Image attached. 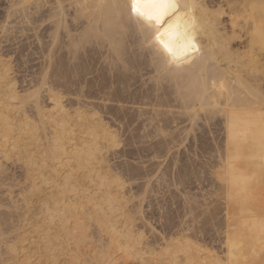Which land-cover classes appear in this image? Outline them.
<instances>
[{
	"label": "bare ground",
	"instance_id": "1",
	"mask_svg": "<svg viewBox=\"0 0 264 264\" xmlns=\"http://www.w3.org/2000/svg\"><path fill=\"white\" fill-rule=\"evenodd\" d=\"M217 1L176 0L179 30L187 28L198 50L169 63L150 47V30L130 18V0H5L1 33L33 32L39 48L34 55L40 51L41 61L37 81L20 91L12 61L0 56V264H264V0ZM183 43L177 40L178 46ZM125 138L130 144L121 147ZM128 146L155 161L150 179L160 186L169 176L161 166L169 160L173 172L182 151L193 154L190 166L185 163L192 169L184 170L181 160L182 169L170 174L176 188L190 175L196 178L197 166L211 164L218 207L196 199L203 190L194 199L189 194L190 210L183 213L188 218L190 211L193 222H180L170 237H160L162 244L152 245L154 235L149 242L146 233L155 228L142 210L148 194L155 193L150 179L145 181L150 175L140 177L147 184L138 186V174L126 171L136 191L143 189V196L138 192L144 200L131 194L132 186L127 195L131 180L122 178L123 168L124 175L115 173L118 168L114 172L109 161L112 152ZM226 164L243 174L251 170L254 196L245 210L239 208L236 181L221 170ZM8 165L20 167L23 183ZM221 208L225 221L242 220L233 218L240 229L231 221L243 242L238 253L212 252L197 240L199 217L208 215L216 231L214 216ZM31 210L36 236L29 246L18 227ZM62 255L67 260L61 263Z\"/></svg>",
	"mask_w": 264,
	"mask_h": 264
},
{
	"label": "rangeland",
	"instance_id": "2",
	"mask_svg": "<svg viewBox=\"0 0 264 264\" xmlns=\"http://www.w3.org/2000/svg\"><path fill=\"white\" fill-rule=\"evenodd\" d=\"M215 2L217 1V0H214ZM221 2V0H218L217 2ZM231 1V0H230ZM233 2L235 1V0H232ZM239 0H236L235 2H238ZM6 8V2H5V0H0V24L4 21V19L3 18H5L4 17V9ZM227 20V18H225V21ZM39 24V23H38ZM36 29L38 28V26L40 27V24L39 25H37L36 24ZM41 29H42V27H41ZM41 29H40V31H41ZM37 32H39L40 33V31H38V30H36ZM36 31H34V33L36 32ZM17 33H15V34H10L9 33V31L8 32H5V33H1V31H0V56L3 58V60L4 61H12L10 64H11V66H13L12 67V71L14 72H12V74H13V78H15L16 79V77H17V79H16V81L18 82V85H17V88L18 87H20V88H18V90H22V89H24L25 87L26 88H28V86H30V80L32 79H34L35 77H38V75H36L37 73H39V71L36 73V71L37 70H39L40 69V61H41V59L39 60V58H40V51H38L39 52V55H34V54H36V50H39V48H38V43H36L34 40V38H32L31 36H34L33 35V32H30V35L29 34H27V36H25V35H23L22 37H20V33L18 34V32L19 31H16ZM12 33V32H11ZM29 33V32H28ZM3 35V36H2ZM29 35V36H28ZM7 36V37H6ZM15 36V37H14ZM16 36H17V38H16ZM10 37V38H9ZM14 37V38H13ZM31 37V38H30ZM249 37V36H248ZM247 37V38H248ZM16 38V39H15ZM28 38H29V40H28ZM246 37H245V39H247ZM14 39V40H13ZM245 39L243 40V42H245ZM7 40V41H6ZM5 41V42H4ZM8 42V43H7ZM33 42H34V45H33ZM29 43V44H28ZM31 43V44H30ZM28 44V49H25V46ZM14 45V46H13ZM243 45H244V43H243ZM36 46H37V48H36ZM27 47V46H26ZM30 48V49H29ZM32 48V49H31ZM35 48V49H34ZM27 50H29L28 52H27ZM35 50V51H34ZM34 52V53H33ZM38 52H37V54H38ZM10 59V60H9ZM35 73V74H34ZM34 74V75H33ZM33 75V76H32ZM35 76V77H34ZM38 79V78H37ZM37 79L35 78V80L37 81ZM31 80V81H32ZM34 80V82H33V84L32 85H35V81ZM25 84V85H24ZM44 101H45V103H46V105H50V102L45 98L44 99ZM130 139L129 138H125L124 140H123V142L124 143H121L122 145H121V147L124 145V146H126V145H128V143L130 144V141H129ZM203 140V139H202ZM200 141V144L202 145V143L204 142V140L202 141V143H201V139L199 140ZM199 141L197 142V144H198V146H201L200 144H199ZM192 143H193V141H192ZM191 142H189L188 143V146H190V145H193ZM131 147H133V146H128L127 147V149H126V147H124V149L123 150H125V151H128V152H126L125 153V151L124 152H118V153H114V152H112V155H111V153H110V157L112 158V156H113V158L111 159L110 157V165H113V166H111L112 167V169H113V171L115 172V170L118 168L119 169V171H118V169L116 170V172L115 173H118V174H120V172H121V168H123V172L125 173V175H127V176H125V177H122V175H121V177L122 178H125L127 181H129L128 179H130L129 178V175H128V173H126V171H131V170H133V171H135V174H134V177L136 178L137 177V174H138V177L139 178H137L138 180L140 179V177H141V179L142 180H144L145 178H147L149 175V178L146 180L145 179V181H148L149 179H150V177H152V175L150 174V173H152V170L153 169H155V167L153 166V164H155V161H150V157H148V154H147V152H136V150H135V148L133 147V149L131 148ZM132 150V151H131ZM135 150V151H134ZM128 154V155H127ZM184 154V155H183ZM116 155H117V158H116ZM179 155V159H180V162H181V160H182V163H180V166H182V168H184V170L186 169L187 170V172L188 171H190L192 168H190V170L188 169L189 167H186L185 168V165H187V164H189V166H190V162H189V159H191V157H190V153H189V156H187V152H186V154H185V152L184 151H182V152H180L179 154H177V156ZM193 155V154H192ZM191 155V156H192ZM109 156V155H108ZM184 156V157H183ZM187 156V157H186ZM136 157V158H135ZM115 158V159H114ZM138 158V159H137ZM183 158H186L185 159V161L183 160ZM193 158V157H192ZM188 159V160H187ZM194 159V158H193ZM193 159H192V162H194L193 161ZM134 160V161H133ZM148 160V161H147ZM164 159H161V163H162V161H163ZM187 160V161H186ZM199 160V159H198ZM202 160V159H201ZM150 161V162H149ZM191 161V160H190ZM123 162H124V165H125V167L123 166ZM132 162V163H131ZM145 162V163H144ZM158 162H160V160L158 161ZM114 163V164H113ZM126 163H127V165H126ZM134 163H136V164H134ZM142 163H143V165H142ZM153 163V164H152ZM179 163H178V166H179ZM185 163H187V164H185ZM197 163H198V161H197ZM116 164H117V166H116ZM131 164H132V166H131ZM134 164V165H133ZM138 164H140V165H138ZM144 164L145 165H147L146 167H148L150 170H151V172L149 171V170H146V168H144L143 166H144ZM164 165H162L161 166V171H165V172H169L168 173V175L170 176V174L173 176V174H174V177L176 176V169L177 170H179L178 168H180V166L178 167H176V168H174V170H173V172H170L171 171V169H173V168H171L170 166H172V164L169 162V160H167L166 162H164L163 163ZM184 164V165H183ZM200 164V163H199ZM128 165H130L132 168H130V166H129V169L127 168L128 167ZM135 165L136 166H138V167H135ZM150 165V166H149ZM208 165V167H206V166ZM204 165V168H203V165L202 166H197L196 168V170H198V172H199V174L198 175H196V178H195V175H190V177L192 178V176L194 177L193 179H191L190 177H187L188 179L187 180H185V183L187 182V184H185V185H179L178 186V184H177V186H178V188H176V186H175V183H178L177 182V180H176V178H173L172 176H170V178H172V180H171V183H170V180L168 181V184L171 186L170 187V189H168V186L167 185H165L166 183H167V179H170L169 178V176H168V178H166V182H163L161 185L162 186H160V183H155V181L153 180V183H152V178L150 179V183L154 186V184H156L158 187H153L152 185H150V187H152L151 189H153V191L155 192L154 193V195H153V192H152V194H150V196H149V194H148V199L146 198L145 200H144V198L142 199V198H140V196H141V192H140V190L139 189H141V191L143 190L142 188H138V191L141 193H139L138 191H136L137 189V187L139 186V182H141L140 183V186L141 185H143V186H145L144 185V183H143V181L140 179V181H138V182H135V180L134 179H130L131 180V182L129 183V182H127V183H129V184H127L126 183V185H125V191H126V193L127 192H129V189H130V192H132L133 191V188H134V191H135V193H134V191H133V193H131V194H135L134 196H136V194L138 195V197L140 198V199H142V200H144L145 202H143V204H142V210L144 211V217L146 218V221H147V223L150 225V224H152V228L154 229H156V231H155V229H154V233L153 234H149L148 232L146 233V235H147V238H148V241L150 242V240H149V238L151 239L152 237H153V235H154V237H153V239H151L152 241H151V244L153 245L154 243V246L155 247H158L157 246V244L158 245H160V243L162 244L163 242L161 241L162 239H160V237L162 236H164V237H170L171 236V234H173L174 232H176L177 231V228L179 227V225H181V224H183V222H193V218H191L192 217V214H191V212L189 211V213L191 214V215H189V213L187 212V215H188V218L186 217V215H185V213H183V212H185L186 210L188 211V209L186 208V207H189L190 205H189V201L191 202V198L192 199H194L195 198V196L197 195V194H200L201 193V191L203 190L204 192H206L205 193V195L203 194V195H201L202 193H203V191H202V193L200 194V197L202 196V198H200L198 195L196 196V199L198 200V201H203L204 203H209V204H211V205H213L214 204V206H216V207H218V205H219V203H218V199H219V196H220V193H219V191H218V185L216 186V183H215V181H214V176L212 175V167L213 166H211V164H210V166H209V163H207V164H205ZM226 166V167H225ZM223 168H221V170L223 169L224 171L226 170L227 172H229V175H231L232 177H231V179H233L234 180V182L236 181V185H238V189H237V191H238V193H237V197L239 198L238 200L240 201L239 203H240V205H239V208L242 210V209H244L245 210V208H247L248 207V204L249 203H251V195H253L254 196V192L251 190V178H249V177H251V170L249 169V170H247V171H250V172H247V171H245L244 172V174H245V176H243L244 174L241 172V171H243V170H241V171H239V169L237 168V167H234V166H232L231 164H226ZM116 167V169H114ZM151 167V168H150ZM153 167V168H152ZM205 170H203V171H201V169L202 168ZM20 167L18 166V167H16V165H8V170H9V173L11 172L12 173V175H13V177H14V179H16V180H18V179H22L21 180V182L23 183V179H24V174L22 175V173L23 172H19L18 170H20L19 169ZM126 168V169H125ZM139 168H140V171H139ZM147 168V169H148ZM182 168H180V169H182ZM207 168V169H206ZM209 168H211V169H209ZM232 168V169H231ZM13 169H14V171H15V173H14V171H13ZM128 169V170H127ZM136 169V170H135ZM168 169V170H167ZM193 169H195V168H193ZM238 169V170H237ZM207 170V171H206ZM20 171H22V170H20ZM118 171V172H117ZM210 171V172H209ZM213 171H215V170H213ZM225 171V172H226ZM123 172H121V174H123L124 175V173ZM137 172V173H136ZM139 172H141V174L139 173ZM205 174L206 172L208 173H206L205 174V177H206V175H209V176H207L208 178H205L204 177V174ZM241 172V173H240ZM11 173H10V175H11ZM21 173V176L23 177H21L19 174ZM146 175H145V174ZM173 173V174H172ZM201 173V174H200ZM210 173H211V175H210ZM247 173H250L249 175L247 174ZM239 174H242V176L241 175H239ZM15 175V176H14ZM17 175V176H16ZM142 175V176H141ZM199 175H202V176H200L201 177V179L199 178H197V176H199ZM239 175V176H238ZM144 176H147V177H144ZM126 177H128V178H126ZM154 178H155V176H153ZM204 179H203V178ZM209 177H210V179H209ZM245 177V178H244ZM18 178V179H17ZM153 178V179H154ZM212 178V179H211ZM125 179H124V181H125ZM156 179H158V177H156L155 178V180ZM175 179V182L173 181ZM206 179V180H205ZM209 179V180H208ZM237 179V180H236ZM189 180H190V182H189ZM192 180V181H191ZM197 180V181H196ZM210 182H208V181ZM213 180V181H212ZM132 181H134L135 183H138V186H137V184H135V186L133 187V185L131 184V183H133ZM158 181V180H157ZM200 181V182H199ZM239 181V182H238ZM192 182V183H191ZM148 183H149V181H148ZM189 183V184H188ZM172 184L175 186H172ZM211 184H212V188H211ZM213 185H214V187H213ZM133 188H132V187ZM137 186V187H136ZM164 186H166V190H165V187ZM184 187L185 186V188H182V187ZM209 186V187H208ZM131 187V188H130ZM136 187V188H135ZM160 187H162V188H160ZM174 187V188H173ZM215 187H217V188H215ZM176 188V189H175ZM212 189V192H211V189ZM214 188V189H213ZM17 188H14V190H16ZM172 189V190H171ZM178 189V190H177ZM182 189V190H181ZM205 189V190H204ZM243 189V190H242ZM156 190V191H155ZM162 190V191H161ZM173 190H174V192L176 193L175 195L177 196L176 198H175V195H174V192H173ZM176 190V191H175ZM19 192V190H16L15 192L18 194V192ZM169 191V192H171V197H170V193H167V192ZM215 191V192H214ZM137 192V193H136ZM143 192V191H142ZM165 192V193H164ZM209 192H211L210 194H209ZM15 193V194H16ZM165 195H164V194ZM180 193H182L181 195H182V199H181V195H179ZM185 193V194H184ZM193 193V194H192ZM213 193L214 194H216V195H213ZM244 193V194H243ZM4 194H6V193H4ZM13 195V196H16V195ZM139 194H140V196H139ZM160 194V195H159ZM189 194L190 195H192V196H190L191 198L190 199H188V197H189ZM127 195H130V193L128 194L127 193ZM132 195V196H133ZM152 195V196H151ZM162 195V196H161ZM194 195V196H193ZM207 195L210 197L209 199H208V197H207ZM131 196V195H130ZM142 196H143V194H142ZM141 196V197H142ZM179 196V197H178ZM235 196V197H236ZM144 197H147V196H145L144 195ZM154 197V198H153ZM164 197V198H163ZM174 197V198H173ZM206 197H207V200H206ZM236 197V198H237ZM134 198V197H133ZM139 198H138V200L137 201H139ZM203 198H205V199H203ZM135 199V198H134ZM137 199V198H136ZM150 199V200H149ZM172 199H174V201H172ZM201 199V200H200ZM203 199V200H202ZM133 200V199H132ZM153 202H152V201ZM182 200V201H181ZM210 200H213V201H211V202H209ZM33 201H35V199L33 200ZM136 201V200H135ZM206 201V202H205ZM134 202V200L132 201V203H130V204H134L133 203ZM216 202H217V204H216ZM156 203V204H155ZM184 203V204H183ZM130 204H128V206L130 207ZM163 206H164V209H163ZM183 206H184V208H186V209H184L183 208ZM242 208H241V207ZM148 207V208H147ZM160 207V208H159ZM244 207V208H243ZM159 210H158V209ZM161 208L163 209V211L161 210ZM181 208H183V209H181ZM160 210H161V212H160ZM177 210H178V212H177ZM190 210V209H189ZM220 210H222V212H223V209L221 208ZM243 210V212L246 214V212ZM33 211H34V214L32 213V210H31V213H28V216H24V218H22L23 219V221L21 222V224L19 225V227H18V229H20L19 231H20V234L22 235V237H23V235L25 236V237H23V238H25V240L28 238H30L29 240L27 239V241H26V245H29L27 242H32L33 240H34V236H36L34 233H33V230H34V227H33V225L32 224H35V220H36V218H32V214L33 215H35V213H36V209L34 208L33 209ZM157 211V212H156ZM166 211V212H165ZM181 211H182V213H181ZM156 212V213H155ZM162 212H165L166 213V215H165V213H164V215H163V213ZM181 214H180V213ZM221 211H219L218 210V213H216L215 214V216L214 217H217L216 219H215V223H217V224H215V227H217L216 228V231L219 229V231L216 233V231H215V228H214V225H212V222L213 221H211V225L212 226H210V220L208 221L207 219H208V217H207V219H206V216H208V215H204L203 217H199V220H200V223L202 224V226L203 227H201V228H199L200 226H201V224L199 225V223H198V225H197V228H198V231L197 232H199V236L201 235V237H199L198 235V238H197V240L199 241V242H201V243H203L204 241L206 242H204V244H201V245H203L204 247H206L207 248V246H208V248L207 249H209V247H210V251H212V248H213V251L215 250V252H217V253H221V252H223L224 251V254H225V252L228 254H230V252H239V249L241 250V249H243L242 248V245H243V242H241V240L239 241V239H237V237L239 238L240 237V234L238 233V230H237V228H239L238 226H237V224H235L237 221H238V223L239 222H242V220H240L239 221V219H237V218H235V217H233L235 220H236V222H235V220L232 218L231 219V217H230V220L228 221V222H230V224H231V226H228V222L227 221H225L224 219H225V217L223 218V216H224V212L222 213ZM243 213V214H244ZM220 216H219V215ZM242 214V216H244ZM167 215H169V216H167ZM175 215H177L176 217H175ZM178 215H179V218L177 219V217H178ZM185 215V216H184ZM221 215H222V218H219V217H221ZM164 216V217H163ZM185 217V220L186 221H184V218L183 217ZM190 216V217H189ZM28 217V218H27ZM39 217V216H38ZM37 217V218H38ZM165 217H166V220H165ZM204 217H205V219H204ZM26 218V219H25ZM155 218V219H154ZM170 218V219H169ZM172 218V219H171ZM188 219V221H187V219ZM189 218H191V220H189ZM218 218H219V221H218ZM249 218V217H248ZM24 219H25V222H24ZM32 219V220H31ZM183 219V220H182ZM202 219H203V221H202ZM224 220V221H222V220ZM154 220V221H153ZM173 220H174V224H170V226H169V223H172L173 222ZM177 220L179 221V223L177 222ZM232 220H234L233 221V223L237 226V228H236V226L234 225V227H233V225H232ZM30 223H29V222ZM32 221V222H31ZM172 221V222H171ZM247 221V222H246ZM245 221V224H246V226L247 225H249L250 227H246V228H249V231L251 230V219H249V220H246ZM34 222V223H33ZM180 222H181V224H180ZM219 222H220V224H219ZM24 223H26L27 225L25 226V224ZM176 223V224H175ZM177 223H178V226H177ZM223 223H224V225H223ZM28 224H30V225H28ZM138 224V225H137ZM137 227H139V224H140V222H137ZM205 224H207V225H205ZM218 224L220 225L219 227H218ZM32 225V226H31ZM209 225V226H208ZM217 225V226H216ZM224 226V228H223V226ZM225 225H227L226 227V229H225ZM22 226H24L23 228L24 229H22ZM173 226V227H172ZM195 226H196V224H195ZM222 226V227H221ZM140 227H141V225H140ZM171 227V228H170ZM176 229H175V228ZM205 227V228H204ZM206 227H208V229L209 228H212V230H208L209 231V233H208V231H207V228ZM31 228V229H30ZM180 228V227H179ZM203 228H204V230L206 229V231L204 232V230H203ZM223 228V229H222ZM138 229V228H137ZM141 229V228H140ZM139 229V230H140ZM202 229V230H201ZM220 229H221V231H220ZM230 229H232L231 230V232H229L230 231ZM234 229H236L237 230V233L235 234V235H233L234 234V232H232V231H235ZM240 229V228H239ZM143 230V229H142ZM201 230V231H200ZM248 230V229H247ZM203 231V232H202ZM207 232V233H206ZM210 232H211V234H210ZM232 233V234H229V233ZM239 232H241V230H239ZM251 232V231H250ZM31 233V234H30ZM216 233V234H215ZM204 234V235H203ZM213 234H214V239H213ZM239 234V235H238ZM170 235V236H169ZM204 237H203V236ZM212 235V236H211ZM30 236V237H29ZM150 236V237H149ZM221 236V237H220ZM33 240H32V239ZM203 240H202V239ZM158 239V240H157ZM218 239V240H217ZM237 239V240H236ZM160 241V242H159ZM213 241V242H212ZM237 241H239L238 243H237ZM29 242V243H30ZM154 242V243H153ZM221 242V243H220ZM224 242V243H223ZM241 242V244L242 245H240L239 246V243ZM213 243H214V245L215 246H213ZM223 243V244H222ZM205 245H207V246H205ZM211 245V246H210ZM30 246V245H29ZM217 246H218V248H217ZM244 247V246H243ZM221 248V249H220ZM239 248V249H238ZM217 249V250H216ZM218 250H220V251H218ZM212 251V252H213ZM214 252V253H215ZM237 252V253H238ZM231 253V254H232ZM237 253H234V254H237ZM242 253H243V251H242ZM221 255V254H220ZM118 257H121V254H119V255H117ZM59 260L61 261V263L62 262H64L65 260H67V257H65L64 255H62V256H59ZM65 258V259H64Z\"/></svg>",
	"mask_w": 264,
	"mask_h": 264
},
{
	"label": "snow or ice",
	"instance_id": "3",
	"mask_svg": "<svg viewBox=\"0 0 264 264\" xmlns=\"http://www.w3.org/2000/svg\"><path fill=\"white\" fill-rule=\"evenodd\" d=\"M128 8L132 21L150 30V47L157 54L166 57L169 63H179L198 50L187 28L183 32L179 30V5L176 0H130ZM169 15L172 19L166 22L164 17ZM178 39H182L184 43L178 46ZM43 87L47 88V85Z\"/></svg>",
	"mask_w": 264,
	"mask_h": 264
}]
</instances>
